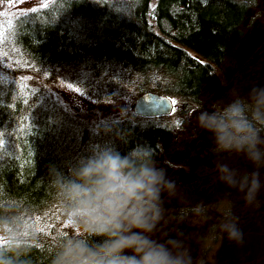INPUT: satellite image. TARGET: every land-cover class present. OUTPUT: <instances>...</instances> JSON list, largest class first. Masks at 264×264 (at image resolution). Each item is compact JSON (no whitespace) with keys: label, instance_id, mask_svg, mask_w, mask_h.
Returning <instances> with one entry per match:
<instances>
[{"label":"trees","instance_id":"obj_1","mask_svg":"<svg viewBox=\"0 0 264 264\" xmlns=\"http://www.w3.org/2000/svg\"><path fill=\"white\" fill-rule=\"evenodd\" d=\"M257 7L258 0H53L12 18L0 37L9 56L17 53L40 70L68 69L97 99H115L130 89L135 99L153 91L175 103L169 116L132 112L91 123L70 113L31 77L23 73L18 79L11 71L16 62L11 70H0V204L23 209L31 223L37 237L32 264H46L45 250L51 251L57 234L67 229L47 183L50 166L67 173L94 149L114 147L126 154L137 144L155 149L157 160L175 129L206 107L205 88ZM232 203L206 206L208 216L192 213L194 205L174 209L191 220L216 215L198 238L196 264L213 256L219 222Z\"/></svg>","mask_w":264,"mask_h":264},{"label":"clouds","instance_id":"obj_2","mask_svg":"<svg viewBox=\"0 0 264 264\" xmlns=\"http://www.w3.org/2000/svg\"><path fill=\"white\" fill-rule=\"evenodd\" d=\"M207 132L220 154L242 157L254 170L242 172L228 161L215 162L216 180L242 194L252 206L264 180V85L253 84L246 94L232 92L217 107H200L189 114ZM184 131L183 124L175 129ZM156 150L137 144L126 154L114 147L94 149L67 173L50 166L48 186L69 227L58 233L46 264H196L190 236L177 215L175 202H186L182 186L155 159ZM170 166V165H169ZM192 213L208 216L203 202ZM219 231L243 244L239 217L222 214ZM0 264H32L36 233L23 209L0 204Z\"/></svg>","mask_w":264,"mask_h":264},{"label":"rangeland","instance_id":"obj_3","mask_svg":"<svg viewBox=\"0 0 264 264\" xmlns=\"http://www.w3.org/2000/svg\"><path fill=\"white\" fill-rule=\"evenodd\" d=\"M52 1L0 0V37L10 26L13 17L43 7ZM242 33L241 37L232 40L225 62L220 66L213 81L205 88L203 100L207 108L216 101H226L232 92L246 94L254 83L264 85V0H258V7L248 16L242 26ZM9 51L11 49L0 43L1 71L11 70L13 62H16V69L11 71L17 73L18 79H22L24 73L26 78L31 77L38 87L44 85L61 105L81 119L91 123L118 120L133 112L135 97L130 89L115 99H97L73 81L70 70H40L27 63L17 53H13L15 56H9ZM183 127L184 131H175L164 143V151L157 159L158 165L165 168L169 177L175 179L186 193L187 201L175 202L174 209L186 204L195 206L200 202L205 206L219 201L233 202L231 210L239 217L243 239L250 241L241 246L240 257L233 260L227 252L239 244L230 241L221 232L213 256L203 264H264V187L261 188L256 203L248 206L241 193L231 190L229 194L225 186L216 180L217 161L226 160L245 173L254 170L253 166L242 157L218 153L209 134L196 126L194 116L190 121H186ZM260 172L264 180V168ZM208 219L189 218L181 224L190 236L189 243L196 262L199 251L198 238L207 234L205 228L211 220H217L216 215H211ZM62 224L66 228L69 227L66 221ZM28 225L31 227V223Z\"/></svg>","mask_w":264,"mask_h":264},{"label":"water","instance_id":"obj_4","mask_svg":"<svg viewBox=\"0 0 264 264\" xmlns=\"http://www.w3.org/2000/svg\"><path fill=\"white\" fill-rule=\"evenodd\" d=\"M174 108L175 103L170 96L148 91L134 100L132 111L136 116L159 117L171 115Z\"/></svg>","mask_w":264,"mask_h":264},{"label":"bare ground","instance_id":"obj_5","mask_svg":"<svg viewBox=\"0 0 264 264\" xmlns=\"http://www.w3.org/2000/svg\"><path fill=\"white\" fill-rule=\"evenodd\" d=\"M250 241L247 240V239H244V242L243 244H239L237 247L233 248V249H230L228 252H227V255L229 256V258L233 259V260H236L240 257V251H242V247L241 246H244V245H247Z\"/></svg>","mask_w":264,"mask_h":264}]
</instances>
